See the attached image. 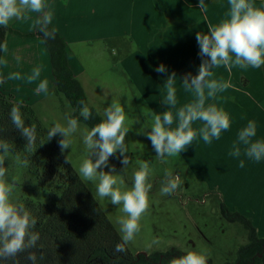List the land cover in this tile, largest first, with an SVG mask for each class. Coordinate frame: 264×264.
I'll use <instances>...</instances> for the list:
<instances>
[{"label":"clouds","instance_id":"obj_1","mask_svg":"<svg viewBox=\"0 0 264 264\" xmlns=\"http://www.w3.org/2000/svg\"><path fill=\"white\" fill-rule=\"evenodd\" d=\"M203 13H207L208 5L205 0H199L197 5ZM29 14H34V18ZM33 18V27L43 34L45 39H54L56 29L52 27L54 14L47 0H0V28H8L14 20ZM196 42L199 47L198 55L202 57L198 73H187L183 76L180 86L192 96L190 102L177 107V75L172 72L164 82V96L161 104L164 111L156 112L146 106L141 107V115L135 120V132L150 141L155 157L162 164L170 159L181 161V154L201 138L210 144L218 140L222 132L231 127L229 114L215 101L218 94L226 91L231 85L214 78V69L226 68L229 72L233 68L246 70L264 66V5H257L255 0H228V11L225 18L218 23L209 22L207 32H197ZM9 45L5 40L0 42V65L9 64ZM17 65L22 57H13ZM164 64L156 68L157 73H166ZM42 69L37 66L24 76L14 71L0 76V83L5 80H25L28 84H35L37 94L49 92V80L41 78ZM138 92L133 95L137 98ZM125 103L113 99L103 110V119L91 129H80L77 118L68 116L66 123L54 122L47 131L46 141L60 136L58 146L61 154L71 149L77 133L82 138L84 156L79 164L78 175L84 182L95 185V196L101 201L107 199L113 206H117L123 213L117 218L121 242L114 248L115 253H125L127 245L136 240L141 232V220L150 208L149 193L153 187L150 178L153 176V162L137 159V167L133 170L132 186L128 187L121 174L132 163L128 155L129 147L126 137L133 127L130 126L126 106L132 108V98ZM80 116L84 120L92 117L89 106L80 101ZM22 105L13 104L9 118L15 129L26 141L24 152L33 154L36 151V124H26ZM143 117V119H141ZM201 122L198 129L194 123ZM45 140L40 142L43 145ZM230 155L236 158L242 155L256 162L264 161V139L257 138V123L249 120L239 129L237 140L233 144ZM110 157H116L123 165L121 172L116 171L115 165L109 166ZM14 159L20 168H28L30 160L21 157L15 151L14 145L5 139H0V264H20L21 254L26 264H41L45 256L39 257L35 249L38 247L40 233L36 231L37 218L26 204L20 200L17 189L20 177L8 175L6 160ZM65 163L71 161L66 157ZM244 161H240V167ZM108 169L105 171L104 169ZM164 179L161 183V195H171L181 186L182 180L178 173L174 174L170 168L163 171ZM159 240L153 239L148 245H158ZM169 264H208L205 250H190L186 254L171 259Z\"/></svg>","mask_w":264,"mask_h":264},{"label":"crops","instance_id":"obj_2","mask_svg":"<svg viewBox=\"0 0 264 264\" xmlns=\"http://www.w3.org/2000/svg\"><path fill=\"white\" fill-rule=\"evenodd\" d=\"M255 2L264 5V0ZM47 3L54 14L52 26L65 39L70 66L85 91L80 78L86 72L85 52L94 46V42L114 39L119 36L117 31L122 32L124 28L125 31L128 29L127 36L137 43L140 52L145 54L148 50L153 55L161 53V47L155 49L157 42L162 45L176 37V24L168 25L171 17L189 19L199 15L207 28L209 22L218 23L223 18L221 14L228 11V0H205L207 13L197 8L199 0H47ZM29 15L34 18V14ZM33 18L10 23L12 31L6 37L10 50L9 64L0 67V76L14 71L24 76L34 67H41V78L49 80L47 94H37L34 90L36 85L28 84L25 80H5L2 85V90L12 95L17 102L30 105L46 102L51 95L56 94L50 54L42 38L36 35L38 29L33 27ZM98 28L103 30L101 37L93 33ZM21 45H30L34 51L21 52ZM16 54L22 57L19 65L13 59ZM129 60L136 76L142 80L145 76L142 62L145 59L141 60L138 54ZM25 62L32 63L27 65ZM213 71L214 78L231 86L209 103L215 102L229 114L231 127L210 144L197 137L183 152L188 173L194 177L193 183L205 186V196L213 198L215 195L230 211L245 216L255 227L258 236L264 239V161L256 162L243 155L239 158L230 155L239 129L249 120L256 121L257 138L264 139V66L246 70L233 68L231 72L219 67ZM183 93L185 102H190L191 94L186 90ZM86 94L88 96L87 91ZM182 105L178 104L177 107ZM200 126L201 122L193 125L195 129ZM241 160L244 161L243 167H240Z\"/></svg>","mask_w":264,"mask_h":264},{"label":"rangeland","instance_id":"obj_3","mask_svg":"<svg viewBox=\"0 0 264 264\" xmlns=\"http://www.w3.org/2000/svg\"><path fill=\"white\" fill-rule=\"evenodd\" d=\"M226 13L227 11L223 12L221 16L225 18ZM169 23L176 24L177 27L174 28L176 37L171 41L167 40L162 45L157 42L158 45L155 46V49L161 47V53L156 52L153 55L148 50L145 54L139 51L137 43L127 36L128 29L125 31L123 28L122 32L113 29L114 32L117 31L118 37L98 40L94 42L92 48H88V51L85 52L86 72L80 79L88 92L90 105L95 107L101 115L111 100L117 99L125 103L128 97L137 92L141 94L138 98L133 96L131 109L126 106L130 126L133 127L126 137L129 147L128 155L132 158V163L121 174L126 185L131 187L133 170L137 167L135 161L137 159L149 160L153 162L154 168L153 176L150 178L153 187L149 193V211L141 220V232L137 235L136 240L128 245L129 248L136 254H152L172 249L180 250L185 254L190 250H205L208 255V264L235 262L239 248L248 243L247 231L241 224L229 223L221 215V203L217 196L214 195L213 198L205 196V186L193 183L194 177L188 173L189 168L185 162L184 153L181 154V161L170 159L168 163L162 164L156 159L150 141L135 132V128L139 127V125H135V120L141 115L142 106L156 112L164 111V105L161 104L165 94L163 84L172 72L177 75L178 104L186 103L184 89L179 82H182L185 74L197 72L203 59L198 55L199 47L195 37L197 32H207L204 20L199 15L189 19L177 16L171 17L170 21L168 19V25ZM198 26L201 28L195 30ZM102 31L98 28L93 33H97V37H101ZM29 46H22L20 51L33 52L34 50ZM138 54L141 60L145 59L142 62L144 70L142 73L145 74L142 80L133 71V67L130 65L131 60L128 61L133 55L137 56ZM31 63L25 62L24 64L30 65ZM160 64L166 66L168 70L166 73L156 72V68ZM31 105L47 130L54 122L66 123L65 118L73 113L72 107L63 95L54 94L46 102L40 101L38 104ZM85 128L90 129L80 123L81 131ZM59 139H61L60 136L53 138L57 144ZM64 154L78 172L79 164L85 154L79 133L74 137L72 148L66 150ZM111 165H115L117 172H121L123 169V165L116 157H110L109 166ZM7 168L9 177H20V186L17 189L19 198L30 197L31 188L29 185L32 176L18 168L15 163ZM165 168L172 169L174 174L178 173L182 180L180 188L171 195H161L160 193ZM84 183L95 196V185L91 182ZM96 199L119 231L117 218L123 213L109 200L101 201L98 197ZM153 239H158L159 244L149 247L148 245Z\"/></svg>","mask_w":264,"mask_h":264},{"label":"trees","instance_id":"obj_4","mask_svg":"<svg viewBox=\"0 0 264 264\" xmlns=\"http://www.w3.org/2000/svg\"><path fill=\"white\" fill-rule=\"evenodd\" d=\"M11 31L9 27L0 28V42L5 41ZM36 35L42 38L50 54L54 92L68 100L73 109L71 117L91 129L103 117L89 104L83 85L74 75L65 39L57 30L54 39H45L39 30ZM3 84L0 83V139L12 143L22 158L27 156L30 160V166L21 169L32 176L29 185L31 196L20 200L38 221V247L42 249L35 251L38 257L41 254L45 256L41 264H169L171 259L185 254L177 249L136 254L128 245L125 253H115L121 234L108 214L72 164L65 163L67 156L61 154L58 144L53 139L46 141L48 130L34 107L17 102L12 95L6 94L2 90ZM80 101H84L92 111L89 120H84L79 114ZM13 104L22 105L26 124L35 123L37 126V149L32 155L24 152L26 141L9 118ZM42 140L46 142L40 146ZM14 163V159H10L5 165L9 167ZM220 212L229 223L241 224L248 233V243L239 248L236 261L225 264H264V239L258 236L252 223L242 214L230 211L224 203L220 205ZM26 255L21 254L20 264H26L23 260Z\"/></svg>","mask_w":264,"mask_h":264}]
</instances>
